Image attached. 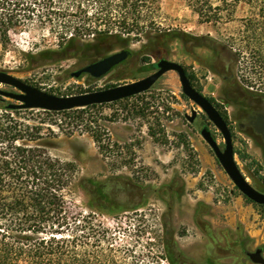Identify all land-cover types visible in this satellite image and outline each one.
Returning a JSON list of instances; mask_svg holds the SVG:
<instances>
[{
  "label": "rangeland",
  "instance_id": "rangeland-1",
  "mask_svg": "<svg viewBox=\"0 0 264 264\" xmlns=\"http://www.w3.org/2000/svg\"><path fill=\"white\" fill-rule=\"evenodd\" d=\"M37 1L36 19L44 13L40 5L52 1L46 25L37 22L20 33L12 30L9 42L0 40V70L67 96L145 78L156 71L152 64L161 58L179 62L192 84L215 100L231 129L236 161L249 182L264 191V145L240 120L244 91L255 92L264 85L253 90L246 86L244 57L231 54L243 49L240 37L249 6L240 2L232 15L224 13L216 24L201 19L184 0H162L159 10L148 17L149 27L132 32L128 43L112 39L96 43L92 35L67 43L60 42L49 19L62 24L93 17L92 4ZM214 40L224 51L221 55L213 48ZM122 49L130 50V57L103 77L72 76ZM0 89L17 91L3 83ZM5 99L0 95V107L14 102ZM251 102L256 105L259 100ZM193 108L199 114L191 123L186 115ZM81 114L91 122L73 123ZM35 116L31 112L30 117ZM42 118L43 132L48 128L54 132L53 154L79 167L69 206L73 212L94 215L88 221L101 231L100 252L112 253L109 264H172L171 259L175 264H242L246 252L264 249V206L241 193L201 135L202 127L208 126L224 148L222 133L184 95L177 72H166L154 87L138 95ZM109 178L114 186L108 201L92 199L79 183ZM104 202L111 206L110 213L95 208ZM243 264L256 263L247 258Z\"/></svg>",
  "mask_w": 264,
  "mask_h": 264
},
{
  "label": "trees",
  "instance_id": "trees-1",
  "mask_svg": "<svg viewBox=\"0 0 264 264\" xmlns=\"http://www.w3.org/2000/svg\"><path fill=\"white\" fill-rule=\"evenodd\" d=\"M87 1L95 9L94 18L85 15L78 21L62 24L49 19L60 42L76 43L92 35L96 43L104 39L128 43L132 32L149 27L148 17L159 10L162 0ZM184 1L201 19L216 24L222 22L224 13L232 15L240 2L249 6L240 37L243 49L231 54L238 59L241 55L244 57L246 86L253 90L255 86L264 85V0ZM37 3V0H0V40L4 44L9 42L12 30L20 33L37 22L46 25L44 18L52 11V1L40 5L44 9L40 19L35 17ZM150 24L156 25L154 21ZM213 42L214 50L221 55L224 51L217 41ZM152 67L156 69V63ZM250 93L264 95V87ZM75 110L86 108L52 112L0 107V264H109L113 261L111 252L99 250L101 231L88 221L94 215L73 212L69 206L78 165L53 154L54 132L50 128L48 133L43 132L42 115ZM31 112L36 116L30 117ZM88 121L91 122L81 114L73 123L80 125ZM94 138L101 145V137ZM79 183L92 199L96 196L108 201L113 197L112 178L106 181L82 179ZM109 207L106 202L95 205L107 213L111 212ZM170 263L175 264V260L171 259Z\"/></svg>",
  "mask_w": 264,
  "mask_h": 264
},
{
  "label": "water",
  "instance_id": "water-1",
  "mask_svg": "<svg viewBox=\"0 0 264 264\" xmlns=\"http://www.w3.org/2000/svg\"><path fill=\"white\" fill-rule=\"evenodd\" d=\"M130 55V50L122 49L78 69L72 73V76L80 78L82 75L88 74L95 78H101L108 74L114 67L126 61ZM168 71L177 72L184 95L192 100L222 133L225 139L224 148L220 146L214 133L208 126H204L201 129V135L212 148L235 186L252 202L264 206V191L259 190L249 182L236 161L232 132L227 121L218 108L193 86L186 69L179 62L161 58L156 62V71L145 78L108 88L67 96L47 92L6 71L0 70V83L17 90L8 91L0 89V95L4 101H6L5 97L14 100V102L7 103L6 108L8 110L39 109L60 112L76 108H86L91 105L112 103L146 92L154 87L156 82ZM198 114V110L193 108L191 115L187 114L186 118L191 123H194ZM248 256L251 257L253 263L264 264V254L261 247L256 251H250Z\"/></svg>",
  "mask_w": 264,
  "mask_h": 264
},
{
  "label": "flooded vegetation",
  "instance_id": "flooded-vegetation-1",
  "mask_svg": "<svg viewBox=\"0 0 264 264\" xmlns=\"http://www.w3.org/2000/svg\"><path fill=\"white\" fill-rule=\"evenodd\" d=\"M227 80L232 81V76L227 77ZM194 87L198 91L203 93L217 107L215 100L212 97L205 94L203 89H201L200 87H196V86H194ZM251 98H252V100H255V99L259 100V103L256 105H253L251 102ZM242 101H243V104H242L243 107L240 111V117H241L240 120H242L241 124L244 126V129L249 128L248 131L254 132L253 137L257 140V142L259 144L264 145V95H262V94H253L252 95L249 92L244 91ZM222 103H224V102H222ZM222 116H223V114H222ZM258 248H256L254 251H256ZM262 250H263V254H264V249L262 248ZM249 252L250 251L246 252V254H245L246 256L241 261L242 264L247 261V258L250 261H252L251 257L248 256Z\"/></svg>",
  "mask_w": 264,
  "mask_h": 264
}]
</instances>
